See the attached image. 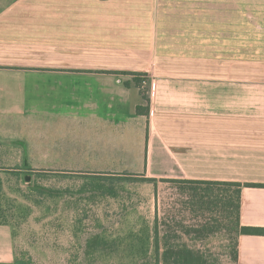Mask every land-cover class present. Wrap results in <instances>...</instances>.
Wrapping results in <instances>:
<instances>
[{
    "label": "crops",
    "instance_id": "crops-1",
    "mask_svg": "<svg viewBox=\"0 0 264 264\" xmlns=\"http://www.w3.org/2000/svg\"><path fill=\"white\" fill-rule=\"evenodd\" d=\"M197 1L0 0V69L41 73L30 75L40 89L0 95V121L9 114L16 129L22 101L41 97L44 155L63 147L46 133L73 132L65 147L83 171L145 175L152 191L162 180L264 185V54L242 50L239 34L189 32ZM134 74L149 78L148 101ZM54 194L69 198L42 205L21 247L0 224V264H142L152 253L156 194ZM240 225L264 228V187L242 189ZM236 249L237 264H264V236L240 234Z\"/></svg>",
    "mask_w": 264,
    "mask_h": 264
},
{
    "label": "rangeland",
    "instance_id": "rangeland-1",
    "mask_svg": "<svg viewBox=\"0 0 264 264\" xmlns=\"http://www.w3.org/2000/svg\"><path fill=\"white\" fill-rule=\"evenodd\" d=\"M201 1H197L200 2V10L189 11V32L201 34L204 28V33L208 31L215 36L239 34L242 50H251L258 56L264 54V0ZM177 22L184 23L185 20ZM33 74L41 73L0 69V95H26L33 88L40 89V76H35V80L30 76ZM142 90L148 99L152 98L147 93L148 85ZM20 108L21 113L26 111L29 115L19 112L16 129L10 125L9 114L2 115L0 121V224H10L15 228L20 247L30 230L28 221L41 219L42 205L69 198L52 195L54 192L81 187H94L99 191L116 188L121 197L132 203H153L156 194L157 203L161 206L153 251L146 254L142 264H168L165 254L182 247L200 256L204 264H237L236 219L233 210L225 211L219 201L226 197L218 190L222 188L214 189L221 195L218 203H212L215 199L206 198L199 204L195 191L192 188L188 191L183 185L160 182L152 191L150 183L134 179L132 173L83 171L74 163L72 145L65 147V140L73 142V132L46 133V136H51L50 143H63V147L55 149H59L61 154L50 148L44 155L41 122L48 113L43 114L41 97L38 100L31 96L30 100L22 101ZM43 159L49 162L43 163ZM53 160L60 162L53 163ZM142 197L145 201L141 200ZM105 199V196H97L98 203H105Z\"/></svg>",
    "mask_w": 264,
    "mask_h": 264
},
{
    "label": "trees",
    "instance_id": "trees-1",
    "mask_svg": "<svg viewBox=\"0 0 264 264\" xmlns=\"http://www.w3.org/2000/svg\"><path fill=\"white\" fill-rule=\"evenodd\" d=\"M136 79V84L140 88L143 97L145 100H149L146 97L145 92L142 90V81L144 77H147L145 74H134ZM138 113L141 115H148L147 107H139ZM131 177L137 180H141L148 183L157 184L156 179L146 178L145 175H135L131 174ZM162 182L166 183H174L178 185H183L189 191V188L196 193V199H199V204L202 203L206 198L215 199L213 202L218 203V196H221L220 193L216 194L214 191L215 188L218 189L219 192L225 193V199H220L219 201L223 204V208L225 211L233 210L232 212L235 215L236 228L238 231V235H261L264 236V228H254V227H244L240 225V207H241V192L245 186L251 187H264V185H254V184H241V183H230V182H207V181H189V180H162ZM204 188V189H201ZM218 192V191H217ZM230 193V194H229ZM215 194L217 196H215ZM223 196V195H222ZM165 260L168 264H204L201 257L197 254L190 251L187 247H182L177 251H168L165 254ZM236 263L238 262V252L236 249L235 256ZM15 264H33V263H25L17 261Z\"/></svg>",
    "mask_w": 264,
    "mask_h": 264
},
{
    "label": "built area",
    "instance_id": "built-area-1",
    "mask_svg": "<svg viewBox=\"0 0 264 264\" xmlns=\"http://www.w3.org/2000/svg\"><path fill=\"white\" fill-rule=\"evenodd\" d=\"M147 78V79H146ZM149 86V89L151 87L150 81L148 77H144L143 81H142V89L145 88V86ZM155 87V85L153 84V88ZM150 91V90H149ZM149 91L147 93H149Z\"/></svg>",
    "mask_w": 264,
    "mask_h": 264
}]
</instances>
